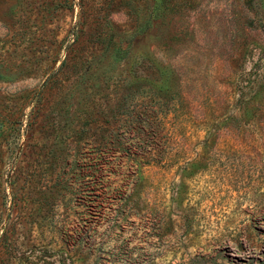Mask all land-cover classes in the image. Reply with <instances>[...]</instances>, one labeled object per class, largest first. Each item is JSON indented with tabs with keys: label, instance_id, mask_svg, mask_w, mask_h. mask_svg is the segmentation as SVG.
Instances as JSON below:
<instances>
[{
	"label": "rangeland",
	"instance_id": "1",
	"mask_svg": "<svg viewBox=\"0 0 264 264\" xmlns=\"http://www.w3.org/2000/svg\"><path fill=\"white\" fill-rule=\"evenodd\" d=\"M0 264H264V0H0Z\"/></svg>",
	"mask_w": 264,
	"mask_h": 264
},
{
	"label": "trees",
	"instance_id": "2",
	"mask_svg": "<svg viewBox=\"0 0 264 264\" xmlns=\"http://www.w3.org/2000/svg\"><path fill=\"white\" fill-rule=\"evenodd\" d=\"M133 34L132 33H123V32H118L114 33L113 36L111 35L110 37L107 36H102L98 37V42H100L103 46H105L106 49L110 50V56L113 61H121L123 60L129 53H130V47H131V42L133 40ZM126 98V97H123ZM247 101L244 100H237L236 104H240L243 108V104H246ZM119 107L122 108L123 112L125 113L127 109H125V101L122 100L119 104ZM156 111H153L155 113L158 112L157 109ZM131 113L128 117L125 116V118H120L118 120H122L118 124V127H129V129H135L137 130V133H135L137 142H140L143 140L141 143H137L136 146L134 147L135 149L131 150L125 147L123 139H117V144L119 151L122 153V156H127V157H132L131 159L134 160H139V158H142L145 156L146 153L150 154V151L155 150V148L151 145L153 142H156L160 138V133H157L152 129V133H150V136H148L147 132H144L145 129H143V123L144 122H149V117L151 116V119L156 117V114H148L147 108H137L134 110V113L132 114V111H127ZM246 113V112H244ZM246 115V114H245ZM247 116V115H246ZM249 116V117H248ZM247 117L242 118L243 124H247L250 119L253 118V115H248ZM235 121H239L238 119H234ZM228 122V119L224 121V124ZM127 132H122L120 135H125ZM143 134L146 135L145 139L143 138ZM129 139H133L132 134L129 136ZM151 142V144H149ZM144 143V144H143ZM104 150V149H103ZM107 163V162H103ZM105 166V165H104ZM105 170V168H104ZM122 192L125 194V192H129L128 187H123ZM133 190V189H131ZM131 192V191H130ZM116 197V195H113Z\"/></svg>",
	"mask_w": 264,
	"mask_h": 264
}]
</instances>
